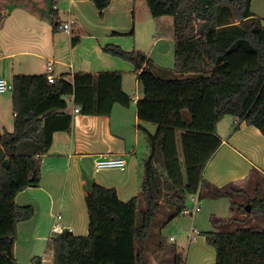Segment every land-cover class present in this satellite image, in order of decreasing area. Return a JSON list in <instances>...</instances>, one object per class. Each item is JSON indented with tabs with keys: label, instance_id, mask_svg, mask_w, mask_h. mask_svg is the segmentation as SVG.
I'll return each mask as SVG.
<instances>
[{
	"label": "trees",
	"instance_id": "trees-1",
	"mask_svg": "<svg viewBox=\"0 0 264 264\" xmlns=\"http://www.w3.org/2000/svg\"><path fill=\"white\" fill-rule=\"evenodd\" d=\"M100 14L111 0H92ZM152 18L170 16L174 65H155L141 50L107 44L102 51L132 63L142 97L136 102L139 121L155 125L146 131L149 154L142 160L137 195L121 201L114 188L88 185L85 204L88 232L52 233L45 253L53 264H151L146 244L159 215L165 225L180 215L188 199L204 186L214 197L232 199L230 210L253 212L264 222V194L233 201L243 192L233 183L209 188L203 171L221 144L216 124L224 116L264 135V23L250 10L251 0H145ZM57 26V22L55 24ZM76 37L71 42L75 43ZM13 127L0 131V264H18L14 255L17 224L33 215L15 195L40 181L39 160L55 132L69 131L74 114L109 115L115 104L128 107L122 73L78 72L69 81L47 74H15L11 78ZM235 129V128H234ZM7 159L8 165L4 164ZM217 230L203 233L215 251L214 264H264V226L223 228L244 220L211 216ZM221 227L223 229H221ZM157 250L160 239L155 240ZM172 264H183L171 250ZM41 264L40 257L32 259Z\"/></svg>",
	"mask_w": 264,
	"mask_h": 264
},
{
	"label": "crops",
	"instance_id": "crops-1",
	"mask_svg": "<svg viewBox=\"0 0 264 264\" xmlns=\"http://www.w3.org/2000/svg\"><path fill=\"white\" fill-rule=\"evenodd\" d=\"M254 1L250 10L262 19L264 11L258 14ZM64 23L69 24L68 30L61 27ZM171 27L165 16L152 18L145 0H111L101 14L92 0H0L1 78L11 81L15 74H47L49 61L53 63L52 74L63 75L69 81L78 72L117 71L122 73V88L131 98L128 107L115 104L109 115L74 114L73 103L67 107L74 114L72 127L53 134L51 146L39 160V184L25 188L14 198L18 205L33 207L32 217L17 224L14 255L18 264H34V257H40L41 264H53L45 249L56 215L61 216L57 222L70 228L73 235L87 234L88 185L114 188L124 202L138 194L142 160L149 154L145 135L155 125L137 117L136 102L142 94L132 63L103 52L102 47L114 44L128 51L144 49L138 46L141 37L150 41L144 50L154 63L155 48H160L156 50L160 60L174 48V39L164 37L165 31L171 34ZM72 37L77 38L75 43ZM157 66L169 69L161 63ZM13 117L11 91L0 93V131L12 130ZM216 132L221 144L202 175L210 189L229 183L241 187L252 172L264 176V135L256 127L235 125L233 118L226 115L216 124ZM104 154L124 158L125 169L96 171L94 161ZM220 198L200 187L188 199L193 207L199 206L192 215L206 208L210 217L220 216L223 213H219L216 200ZM228 213L227 218H231L230 206ZM194 230L198 231L191 225L178 245L186 248L185 264H214V248ZM170 240L174 241L173 237Z\"/></svg>",
	"mask_w": 264,
	"mask_h": 264
},
{
	"label": "rangeland",
	"instance_id": "rangeland-1",
	"mask_svg": "<svg viewBox=\"0 0 264 264\" xmlns=\"http://www.w3.org/2000/svg\"><path fill=\"white\" fill-rule=\"evenodd\" d=\"M254 8L257 9V13H261L264 11V0H256L254 1ZM260 11V12H259ZM62 19L63 16L61 15ZM259 17V16H257ZM166 19L169 20V22L172 24V18L170 16H165ZM261 18V17H260ZM262 22L264 23V16L262 18ZM172 28V27H171ZM164 37H168L169 40L171 37L173 38L172 33L169 34L167 31H165ZM142 40V44H140ZM138 46L142 45L144 49H147L148 45L150 44L149 40L142 39L139 37L137 40ZM174 47V43H173ZM149 48V47H148ZM136 49L144 50L142 48L136 47ZM159 46L155 48L154 50V56L156 57L154 61L155 64L159 65L160 63L163 64L165 67L172 69L174 65V57H173V50L170 49L168 53L163 56L162 60H160V57H157L156 50H159ZM144 52L147 54V50H144ZM8 92V91H7ZM67 104L69 107H72V102L67 98ZM152 133L155 131V127L151 130ZM257 176L256 173L252 172L251 174L247 175L248 179L247 181L240 186L233 184V187L243 189V192H237L233 194V201L240 202V201H246L248 199H254L257 196H262L264 194V176L259 175ZM238 181V180H237ZM217 200V207L220 216H216L217 218H223L228 219L227 215H229L228 210L229 206L231 204L232 199H229L227 196H223L220 199ZM204 202V199H202V204ZM250 204V203H247ZM187 208H194L192 202L187 201L186 204ZM245 207V206H244ZM253 212V208L250 204V211L247 212L246 210H240L237 211L235 208L232 212V217H236L238 220H244L243 223L236 222L233 224H230L228 226H224L223 228H226L228 230H233L237 226H246V227H263L264 222L262 218L259 215L251 214ZM162 215H159L158 218L155 220L154 223V232L150 236L149 240L146 244V250L148 253V256L150 258L151 264H172L170 253L171 250L177 248V250L181 251L183 264H185L186 260V248L184 249L180 248L178 245L184 241V236L186 233H188L189 229L191 228V225H194L196 229L200 232V236H203V233L205 231H209L212 229H215L211 217L206 214V208L204 211L199 212L195 215H178L173 220L169 221L165 225L162 226L160 223L162 222ZM221 227V229H223ZM217 230V228L215 229ZM170 237H173L174 241L170 240ZM160 239L162 247L157 250V246L155 244V240ZM176 250V249H175ZM159 251V252H158ZM170 256V257H169Z\"/></svg>",
	"mask_w": 264,
	"mask_h": 264
},
{
	"label": "built area",
	"instance_id": "built-area-1",
	"mask_svg": "<svg viewBox=\"0 0 264 264\" xmlns=\"http://www.w3.org/2000/svg\"><path fill=\"white\" fill-rule=\"evenodd\" d=\"M61 27L64 30H68L69 24L64 23ZM52 69H53V63L51 61H49L47 63V70H48L47 80L49 83H52L55 79V76L51 72ZM12 89H13L12 82L10 80H6V79L0 77V93L12 91ZM77 112H78V108L74 107L73 113L76 114ZM93 166H94V169L96 171H100V170L107 169V168H116V169L124 170L126 167V161L124 158L119 157V156L104 154V155H101L95 159ZM192 197H194V195H192L190 198H192ZM198 210H199V206H196L192 209L186 207V208L181 210L180 214L192 215L194 212H197ZM60 218H61L60 215L55 216L56 222L52 224L51 232L55 233V234H60L63 231H69L70 232L71 231L70 228H65V227L61 226L59 222H57ZM193 232L195 234L198 233L197 230H194Z\"/></svg>",
	"mask_w": 264,
	"mask_h": 264
},
{
	"label": "water",
	"instance_id": "water-1",
	"mask_svg": "<svg viewBox=\"0 0 264 264\" xmlns=\"http://www.w3.org/2000/svg\"><path fill=\"white\" fill-rule=\"evenodd\" d=\"M4 164L8 165V161H7V159L4 160ZM244 208H245V210H246L247 212H249V211H250V204H246Z\"/></svg>",
	"mask_w": 264,
	"mask_h": 264
}]
</instances>
